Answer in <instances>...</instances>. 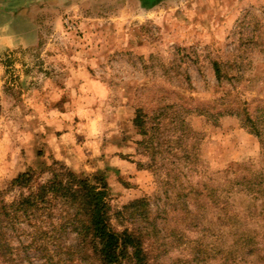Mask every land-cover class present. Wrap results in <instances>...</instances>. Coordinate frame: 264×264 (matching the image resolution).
I'll return each mask as SVG.
<instances>
[{"label": "rangeland", "instance_id": "rangeland-1", "mask_svg": "<svg viewBox=\"0 0 264 264\" xmlns=\"http://www.w3.org/2000/svg\"><path fill=\"white\" fill-rule=\"evenodd\" d=\"M59 165L106 182L146 264H264V0H0V190ZM140 199L148 221L113 216ZM62 216L8 228L16 264H47L29 242ZM57 235L61 264H97Z\"/></svg>", "mask_w": 264, "mask_h": 264}, {"label": "trees", "instance_id": "trees-1", "mask_svg": "<svg viewBox=\"0 0 264 264\" xmlns=\"http://www.w3.org/2000/svg\"><path fill=\"white\" fill-rule=\"evenodd\" d=\"M213 66L217 79L221 81L219 64L214 63ZM200 113L204 112L200 110ZM234 115L244 129L259 134L258 121L251 117L245 107L235 110ZM143 118L144 113L137 109L133 124L142 136L138 144L151 147L155 130L159 127L149 133ZM10 192H15V195L6 201L4 195ZM146 207L144 199L134 200L113 216L132 224L135 221H148ZM56 209L63 212L61 221L50 224L48 229L37 227L29 242V246L38 250L47 264H61L59 254L61 249L67 248L61 247L57 234L67 228L76 236L77 251L90 254L97 264L147 263L143 248L145 233L141 227L118 230L112 225L106 182L99 176L90 178L59 165L57 170H51V178L45 181L28 170L12 178L4 191L0 190V264H16L8 228L19 226L22 222L34 223L36 216L49 218ZM52 245H55V254L49 252Z\"/></svg>", "mask_w": 264, "mask_h": 264}]
</instances>
